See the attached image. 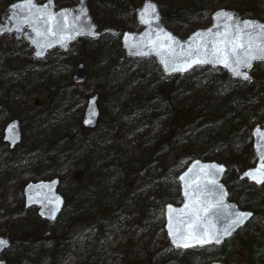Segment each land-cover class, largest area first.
Instances as JSON below:
<instances>
[{
    "label": "trees",
    "instance_id": "obj_1",
    "mask_svg": "<svg viewBox=\"0 0 264 264\" xmlns=\"http://www.w3.org/2000/svg\"><path fill=\"white\" fill-rule=\"evenodd\" d=\"M11 1L0 0L1 11ZM76 1L56 0L58 5ZM142 1L90 0L98 25L116 26L118 32L79 39L71 50L55 48L45 59L24 58L30 48L13 35L0 42V177L15 178L16 168L30 165L25 169L35 172L33 178L60 174L67 196L56 222L42 220L35 209L2 203L0 226L12 237V245L3 254L9 264H62L74 251L72 238L64 236L74 219L94 217L91 224L101 231L111 215L137 206L129 189L131 173L136 174L138 184L144 182L143 187L150 189L142 219L144 226L154 227L164 224L166 202L181 201L177 175L194 157L228 165L236 160L239 170L253 163L251 127L264 121V62L255 63L254 79L248 81L209 66L165 75L153 57H127L120 33L140 28L135 10ZM158 1L166 23L183 36L208 25L221 5L264 19V0ZM82 60L90 62L91 73L76 83L73 67ZM97 89L102 116L96 126L87 127L82 123L83 108L87 96ZM37 90L47 92L39 103L29 97ZM18 112L23 139L10 149L2 139V126L18 117ZM243 145L248 155L240 158L234 148ZM172 150L176 158L165 164ZM68 165L83 166L84 177L74 179L66 170ZM225 179L234 181L231 198L255 210L264 221V184L240 180L231 168ZM17 199H22L21 191ZM235 241L247 250L248 264H264L261 225H247L221 245L188 250L173 248L165 238L166 247L150 255L153 264H201L213 259L234 264L227 255Z\"/></svg>",
    "mask_w": 264,
    "mask_h": 264
},
{
    "label": "water",
    "instance_id": "obj_2",
    "mask_svg": "<svg viewBox=\"0 0 264 264\" xmlns=\"http://www.w3.org/2000/svg\"><path fill=\"white\" fill-rule=\"evenodd\" d=\"M34 2L38 6H47V9L41 8V13L46 10L51 11L52 13L56 14L59 18V14L66 12L68 17V23L70 25L75 26L65 29L62 33L58 29H54L58 32L57 36L54 37H39L36 35V32L33 31V26H35L40 31H46L47 26L44 25L41 21L37 20V14L35 13V10L33 9L32 11H29L28 8L24 7L25 0H15L9 3L3 10L2 16L0 18V38L3 35L11 33H13L17 39L23 37L28 42V44L34 48V50L32 51V56L35 58H45L49 51L55 47H59L63 50H68L70 44L78 40L79 38H99L105 34H115L117 32V28L114 26H104L101 28L97 26V23L95 22L91 13L89 0H78L75 4L64 5L61 7L56 6L55 0H44L42 2H40L39 0H34ZM145 3L146 0H143L142 4L136 8V18L139 24L142 26V29L123 31L120 37L121 45L127 56L135 58H145L151 56L154 57L159 63L163 72L167 75L177 73L184 74L196 66L194 65L191 69H188L187 71H171L170 69H166L164 64L161 62V57L156 53V51L153 50L152 44L149 42V39L155 41L157 40V36H159L160 41H164L166 44H171V46L176 51V63L182 66L184 53H186L189 48L194 49L197 44H200L205 41H210L212 39V35L207 31L208 29H212L213 32L223 30L224 21L222 19L216 18L217 12H229L237 20H251L256 21L260 24H264V19L262 18L243 16L241 11L235 8L219 7L213 12L212 22L208 26L198 27L187 36H181L165 23L158 0H151V3L156 6L155 15L158 16V19H153L150 25L142 22V20L140 19V12L145 7ZM26 20L28 21V23H25ZM217 24L221 26L219 29L215 27ZM89 29H91V32L96 33V35L89 34ZM161 30L163 31L161 32ZM163 33L169 34L171 37H173V40L165 41ZM196 33H201L202 37L198 38L195 35ZM63 38H66L65 43H59L58 41ZM33 41H39L41 44H44V47L41 48L40 46H38L37 43H33ZM48 43H51V47L47 46ZM38 51L42 52V55L37 56L36 53ZM140 53H147V55H142ZM255 62L257 61L253 62L252 67L250 69H242V71L248 72L249 76L251 77L250 80H252L254 77L252 68ZM205 65H210L212 67H221L229 74L234 76L229 71V69L225 68L222 64L210 63L200 66ZM89 72V65L86 62H80L74 68V72L72 75L73 80L75 82H82L88 77ZM238 78L243 79L242 77ZM100 116L101 106L99 102V92H94L93 94H90L87 98V102L83 111V123L87 126H94L97 124ZM257 129H260V132L264 133V122L256 123L251 129L252 149L256 157V162L254 165L242 170L239 174V178H246L250 182H254L257 185H261L263 183H257L251 178V176L246 175V173L252 172L254 169L260 167L261 163L264 162L261 160V157L264 156V139L261 138L260 133H257ZM3 140L8 143L10 148H14L22 140V127L18 119H10L5 123L3 127ZM202 168L204 169L205 173H214V175H209L207 179H214L218 186H222L223 193H226V195H223L222 197L223 206L221 207V209L215 216L208 217V221L213 226V230L219 231L221 233L223 232V229L228 224V213L230 212L252 213V216L246 219L243 223L234 225L230 230V235H222L221 241L218 244H221L227 238L231 237L237 230L246 225L254 216L253 210L243 209L239 206L236 201L231 200L229 198L228 187L223 181V177L227 169L226 164L215 159L206 160L200 157H196L192 159L188 163L186 168L182 170L178 175L182 202L180 204L168 202L165 205L164 209V228L166 230L167 238L174 248L189 249L193 247H201V245L195 244L194 242H190L193 244V246L184 248L177 247L173 243L172 237L169 235L168 228V207L171 206L175 210L171 215V222L173 226L176 227L179 225V222L181 220L187 219L186 215L182 212V210L185 209V205H189V207H192L193 202L197 199H207L215 203L217 199L221 198L219 195L221 188H213L211 185H208L206 183L204 173L201 172ZM219 168H222L223 170L217 171V169ZM83 173L84 171L79 168L75 170L73 175L76 178H80L83 176ZM181 176H184L185 179L181 180ZM60 182L61 180L58 175L48 179L29 180L23 186L24 207L30 208L32 206H37V213L41 218L47 221H55L62 209L64 208L66 202L65 195L59 189ZM197 184L200 185L201 189V194L199 196L195 192V186ZM186 191L189 193V195H185ZM205 193H207V195H204ZM0 241L3 242L0 243V264H8L6 258L2 257L1 254L6 248L11 245V239L7 235L0 234ZM209 244L217 243L213 241ZM204 264L227 263L224 260H214Z\"/></svg>",
    "mask_w": 264,
    "mask_h": 264
},
{
    "label": "snow or ice",
    "instance_id": "obj_3",
    "mask_svg": "<svg viewBox=\"0 0 264 264\" xmlns=\"http://www.w3.org/2000/svg\"><path fill=\"white\" fill-rule=\"evenodd\" d=\"M24 7L28 8L29 11L34 9L37 14V20L47 26L46 31H40L33 26V31L39 37H54L58 34L54 29H58L62 33L67 28L75 27L68 23L66 12L59 14V18L51 11L46 10L41 13V8L47 9V6H38L34 0H25ZM155 12L156 6L151 3V0H146L145 7L140 12V19L142 22L150 25L153 19H158ZM216 18L224 21L223 30L213 32L212 29H208L207 31L212 35V39L197 44L194 49L189 48L184 53L182 66L176 63V51L171 44L160 41L159 36H157V40L155 41L149 39L153 50L161 57V62L165 68L171 71H187L194 65L200 66L219 63L225 68H228L234 76L242 77L244 80H250L251 77L248 72L242 71V69H250L254 61H264V24L251 20H237L231 13L224 11L217 12ZM25 23H28V21L26 20ZM215 27L219 29L221 26L217 24ZM89 34L96 35V33L91 32V29H89ZM163 35L165 41L173 40V37L169 34L163 33ZM195 35L198 38L202 37L201 33H196ZM66 38L58 42L64 44ZM33 43H37L41 48L44 47V44H41L39 41H33ZM47 46L51 47V43H48ZM140 54L147 55V53ZM36 55L40 56L42 52L38 51ZM256 131L264 139V133H261L260 129ZM261 160L264 161V156L261 157ZM222 170V168L217 169V171ZM201 172L204 173L208 185H211L213 188H221L219 193L221 198L217 199L215 203L207 199H197L193 202L192 207L185 205V209L182 212L186 215L187 219L181 220L176 227L171 222V215L175 210L171 206L168 207L169 235L177 247H191L193 244L190 242L201 246L213 241L218 244L221 241L222 235H230V230L234 225L241 224L252 216V213L249 212H230L228 213V224L223 229V232L213 230V226L209 223L208 217L215 216L218 213L223 206L222 197L226 193H223L222 186H218L214 179H207L209 175H214V173H205L203 168ZM246 175L251 176L257 183H264V162L261 163L260 167L254 169L252 172L246 173ZM180 179L184 180L185 177L181 176ZM195 192L198 196L201 194L199 184L195 186ZM185 195H189V193L186 191ZM204 195H207V193ZM0 243L3 242L0 241Z\"/></svg>",
    "mask_w": 264,
    "mask_h": 264
},
{
    "label": "rangeland",
    "instance_id": "obj_4",
    "mask_svg": "<svg viewBox=\"0 0 264 264\" xmlns=\"http://www.w3.org/2000/svg\"><path fill=\"white\" fill-rule=\"evenodd\" d=\"M1 13V5H0ZM6 37V36H5ZM4 37V38H5ZM2 38L0 42L4 39ZM26 59H32L31 50L29 55H25ZM21 61V60H20ZM19 61V62H20ZM27 61V60H24ZM89 64L90 62L87 61ZM78 61L75 63V65ZM74 65V67H75ZM73 67V69H74ZM99 91V89H97ZM100 92V91H99ZM47 92L44 90L34 91L29 97L32 102L39 103L46 97ZM102 97H100V100ZM20 117L21 112H18ZM247 145L238 146L234 149V153L238 157L245 158L248 155ZM173 151V150H172ZM176 150L169 153L165 159V164H172L176 158ZM238 163L236 160L229 161V167L233 174H238L240 170L237 168ZM28 166L16 168V177L10 179H3L0 177V208L2 203L9 204L15 207L17 204L24 208V200L19 198V191L22 192L23 185L35 174L34 171L25 168ZM80 165H68L66 170H70L71 175ZM19 170V171H18ZM35 170V169H34ZM44 174V173H43ZM45 175V174H44ZM39 178H44L39 175ZM137 176L135 173L130 174L129 189L130 193H134V200L139 202L134 209L130 212L125 211L113 214L103 224V229L99 231L97 225H92L94 217L79 216L74 219L68 228H65V237H71L72 243L70 245L71 251L69 252L62 264H153V256L150 252L162 251L165 248V230L164 225L157 224L151 227L147 224L144 226L142 216L147 209V202L144 200L150 193L148 187H143V183H137ZM171 181H173L171 179ZM178 185V183H177ZM179 187V185H178ZM170 185L169 189H172ZM149 189V190H148ZM128 193V195H130ZM7 196V199L4 197ZM32 209V208H31ZM29 209V210H31ZM109 213L108 215L112 214ZM104 215L106 213H103ZM107 216V215H106ZM5 218V217H4ZM3 220L0 217V220ZM252 227L255 225L264 226L263 217L257 216L251 223ZM1 231L6 232L5 228L0 226ZM153 242V243H152ZM150 247V248H149ZM227 257L232 260L234 264H248V253L245 247L239 242L235 241V248L229 252Z\"/></svg>",
    "mask_w": 264,
    "mask_h": 264
},
{
    "label": "flooded vegetation",
    "instance_id": "obj_5",
    "mask_svg": "<svg viewBox=\"0 0 264 264\" xmlns=\"http://www.w3.org/2000/svg\"><path fill=\"white\" fill-rule=\"evenodd\" d=\"M255 163V160L253 161V164ZM238 175V174H237ZM241 180H245V181H247V182H249L247 179H241ZM230 181V183L226 180V183H227V185H228V187H229V189H230V193H231V185L233 184V180H229ZM7 235H9V234H7ZM10 236V235H9ZM10 238H11V240H12V237L10 236ZM11 245H12V241H11ZM10 245V246H11ZM10 246L8 247V248H10ZM8 248H6L5 250H7ZM5 252V251H4ZM4 252L2 253V255L1 256H3L4 258H6V256H4L3 254H4ZM6 260H7V258H6ZM7 263L9 264V262H8V260H7Z\"/></svg>",
    "mask_w": 264,
    "mask_h": 264
}]
</instances>
